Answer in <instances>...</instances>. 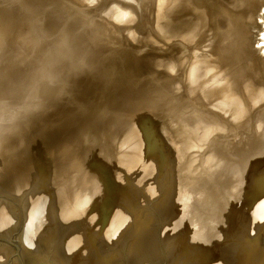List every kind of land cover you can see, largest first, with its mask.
<instances>
[{"label": "water", "instance_id": "obj_1", "mask_svg": "<svg viewBox=\"0 0 264 264\" xmlns=\"http://www.w3.org/2000/svg\"><path fill=\"white\" fill-rule=\"evenodd\" d=\"M0 264H264V0H0Z\"/></svg>", "mask_w": 264, "mask_h": 264}]
</instances>
